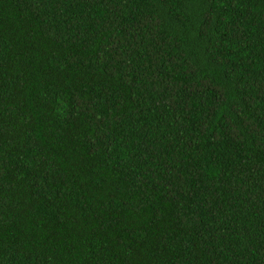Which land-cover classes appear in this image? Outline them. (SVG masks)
Masks as SVG:
<instances>
[{
  "label": "trees",
  "instance_id": "trees-1",
  "mask_svg": "<svg viewBox=\"0 0 264 264\" xmlns=\"http://www.w3.org/2000/svg\"><path fill=\"white\" fill-rule=\"evenodd\" d=\"M0 264H264V0H0Z\"/></svg>",
  "mask_w": 264,
  "mask_h": 264
}]
</instances>
